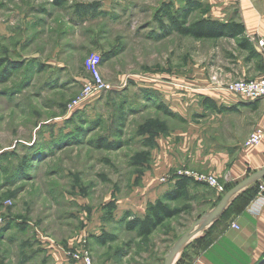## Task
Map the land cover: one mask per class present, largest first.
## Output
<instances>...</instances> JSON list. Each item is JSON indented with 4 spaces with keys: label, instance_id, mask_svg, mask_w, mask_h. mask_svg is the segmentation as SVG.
I'll return each instance as SVG.
<instances>
[{
    "label": "rangeland",
    "instance_id": "374dc122",
    "mask_svg": "<svg viewBox=\"0 0 264 264\" xmlns=\"http://www.w3.org/2000/svg\"><path fill=\"white\" fill-rule=\"evenodd\" d=\"M181 1L67 0L56 8L0 0V264L43 262L52 251L72 264L83 263L75 256L84 251L90 264H164L187 228L198 231L197 214L216 193L199 182L171 204L181 215L151 236L139 238L123 222L142 216L178 173L205 174L190 169L202 140L192 131L219 120L197 107L207 96H236L225 86L262 72L264 54L241 49L242 39L197 41L160 28L154 13ZM103 2L93 13L91 4ZM92 33L103 55L88 50ZM61 42L75 48L63 58L73 67L84 70L91 54L107 59L106 90L78 107L82 86L68 87L53 55ZM102 233L115 240L94 243Z\"/></svg>",
    "mask_w": 264,
    "mask_h": 264
},
{
    "label": "crops",
    "instance_id": "0c3cea01",
    "mask_svg": "<svg viewBox=\"0 0 264 264\" xmlns=\"http://www.w3.org/2000/svg\"><path fill=\"white\" fill-rule=\"evenodd\" d=\"M195 1L201 4V9L204 8L201 17L219 22L234 20L240 23L244 30L241 39L248 41L254 52L259 54L254 42L264 37V0ZM103 5L106 3H92L90 7L92 11L102 10L106 8ZM73 27L77 28V26ZM98 40H100L98 33H92L88 50L103 55L104 51L98 45ZM74 49L72 44L61 42L53 55L60 58L57 67L59 73L62 74L61 77L63 75H66V78L69 77L71 81L67 85L68 87L76 85V92L85 81L86 73L81 66L73 67L68 61L63 62V58L74 56ZM48 65L52 66L51 63ZM104 73L105 71L102 70V74ZM236 76L245 77L243 73ZM263 76L264 56L262 57V72L250 74L248 77L252 78L249 80H256ZM224 78L232 79L226 74ZM196 113L201 116L209 114L212 119L219 120V124L218 127L204 128L201 135L200 130L192 131L194 137L201 136L202 140L198 141V147L193 149L190 169L196 173L203 172L215 176L225 186L226 191L223 194L215 193L208 203L210 207L197 214L198 231L195 230L193 235L180 247L172 264H260L264 261V207L257 205L256 195L246 200L242 199L241 195L255 188L264 177L254 179L238 191L211 224L204 226L200 220L216 207L229 190L264 170V99L245 102L237 96H226L219 100L207 96L201 107H197ZM256 128L263 132L262 141L254 148H245V140ZM200 143L202 146L199 145ZM252 207H258L260 211L253 214L250 211ZM192 228L193 226L187 228L174 245ZM52 252L54 253L52 257L46 258L43 262L31 264H72L57 251ZM118 260L116 258L115 261ZM120 260L125 261V258L122 257ZM116 262L112 264H117Z\"/></svg>",
    "mask_w": 264,
    "mask_h": 264
},
{
    "label": "trees",
    "instance_id": "16d2710c",
    "mask_svg": "<svg viewBox=\"0 0 264 264\" xmlns=\"http://www.w3.org/2000/svg\"><path fill=\"white\" fill-rule=\"evenodd\" d=\"M48 1L56 8L64 7L67 3V0ZM181 4V6L174 9L168 4H163L153 15L154 22L157 23L160 28L167 30V32H173L181 37H187L197 41L218 40L221 38L241 39L243 37L244 30L240 23L234 20L219 22L201 16L194 20H190L194 12L201 11V4L195 0H182ZM239 47L244 50H250L251 54L254 53L248 41L242 40L239 42ZM103 57L101 63L107 60L105 56ZM158 108L165 114L174 116L164 106L158 105ZM197 184L196 181L187 176H178L173 179L171 188L165 191L162 197L155 202H149L142 216H125L127 221L125 220L123 222L124 229L129 232H134L139 238L151 236L166 222L181 215L182 210L171 206V204L181 200L188 187ZM256 194L257 184L255 188L245 191L241 196L242 199L246 200L247 198L254 197ZM106 209H109L108 214H111L114 210L113 204H108ZM93 239L94 243L104 245L114 241L115 237L107 233H102L99 236H94Z\"/></svg>",
    "mask_w": 264,
    "mask_h": 264
},
{
    "label": "built area",
    "instance_id": "2783aa9c",
    "mask_svg": "<svg viewBox=\"0 0 264 264\" xmlns=\"http://www.w3.org/2000/svg\"><path fill=\"white\" fill-rule=\"evenodd\" d=\"M254 44L259 54H264V37L258 38ZM100 66L101 57L99 54H91L85 60L84 70L87 73V79L82 84L79 96L72 102L73 106L78 107L95 94L106 90V85L101 78ZM225 88L245 102H256L264 99V76L256 80H239L228 84ZM262 138V130L256 128L245 140L244 147L254 148L260 144ZM178 176H187L196 182L206 184L218 194H223L225 192L224 185L211 174H189L187 172H180ZM160 181L162 182L164 180L162 179ZM255 200L257 205L264 207V180L259 181L257 184ZM75 259L82 261L84 264H90V257L87 251L81 252L80 255L75 256Z\"/></svg>",
    "mask_w": 264,
    "mask_h": 264
},
{
    "label": "water",
    "instance_id": "95a60500",
    "mask_svg": "<svg viewBox=\"0 0 264 264\" xmlns=\"http://www.w3.org/2000/svg\"><path fill=\"white\" fill-rule=\"evenodd\" d=\"M264 177V170L260 171L252 176H250L249 178H247L246 180H244L243 182H241L240 184L236 185L234 188H232L231 190H229L221 199V201L216 205V207L204 218L201 219L200 221L202 222V224L204 226H207L209 224H211V222L221 214V212L224 210V208L226 207L227 203L229 202V200L238 192L240 191L242 188H244L245 186H247L251 181H253L256 178H263ZM193 235L192 231H188L186 232L182 238L174 245L173 249L167 254L164 264H172L173 259L175 257V254L177 253V251L180 249V247Z\"/></svg>",
    "mask_w": 264,
    "mask_h": 264
},
{
    "label": "clouds",
    "instance_id": "9594fccd",
    "mask_svg": "<svg viewBox=\"0 0 264 264\" xmlns=\"http://www.w3.org/2000/svg\"><path fill=\"white\" fill-rule=\"evenodd\" d=\"M250 211H251L253 214H255V213L259 212L260 209H259L258 207H252V208L250 209Z\"/></svg>",
    "mask_w": 264,
    "mask_h": 264
}]
</instances>
